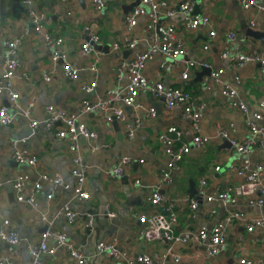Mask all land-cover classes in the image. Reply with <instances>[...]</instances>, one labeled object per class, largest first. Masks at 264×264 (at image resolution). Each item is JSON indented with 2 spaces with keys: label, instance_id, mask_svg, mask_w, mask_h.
Instances as JSON below:
<instances>
[{
  "label": "crops",
  "instance_id": "obj_1",
  "mask_svg": "<svg viewBox=\"0 0 264 264\" xmlns=\"http://www.w3.org/2000/svg\"><path fill=\"white\" fill-rule=\"evenodd\" d=\"M105 1V7L96 11L89 0H35L36 10L45 15L40 32L34 30L21 0L20 8L13 7L12 0H4V6L0 10V68L6 40L20 38L21 44L14 54L19 67L12 78V87L19 93V107L31 103L32 117L40 121L32 130L25 117L16 110L9 109L15 114L14 123L0 124V218H9L19 236L16 253L12 255L9 264H78L66 248L58 246L52 238H49L48 244L55 248L54 252L40 255L36 263L32 261L28 245L36 244L46 229L42 216L46 220L52 219L53 227L65 232L73 246L82 248L87 258L86 264H120L117 259L109 258L96 250L98 241L111 239H115L119 249L131 257L158 252L164 255L162 264H235L243 257L252 260L254 264H264V236L260 230L247 232L242 220L229 224L225 248L211 257L208 255L206 242L185 244L166 238L145 240L139 234L141 225L137 214L160 213L168 217L170 213H174V234L201 226L212 228L230 210L242 213L246 220L264 216V205L251 206L245 196H238L233 205H224L219 200L208 202L205 199L207 194L238 185L244 180V175L237 174L229 165H239L245 156L235 149L223 147V138L211 139L201 148L190 145V152L172 171L171 181H161L167 157L157 140L158 135L169 126H176L183 132V141L189 143L193 132L190 121L182 115V106L168 109L164 105V99L154 97L150 91L157 80L166 86L185 88L191 95L192 108L195 110L200 105L203 106V116L199 121L201 134L212 135L215 129L233 123V134L239 140L250 137L247 121L251 119V113L261 111L258 103L264 96V70L258 62L238 67L219 55L224 47L230 54L253 50L263 52L264 38H259L253 32L264 33V14L254 6L246 9L236 0H193L199 7L197 12L194 9V13L206 16L207 25L188 30L183 26L182 18L161 17L159 21L162 24H175L177 34L185 45L184 58L203 59L213 69H223V78L232 84L236 75L241 78L236 99L245 102L250 114L232 108L231 99L222 94L217 84L205 82L208 75H204L200 81L196 80V73L202 68L194 69L186 80H182L177 63L170 62L166 70L161 66L165 61L164 57L156 54L143 70L148 84L139 90L134 104H118L125 111L126 121L135 128L134 136L127 137L123 124L117 121V130L113 122L104 119L103 111L81 112L85 100L107 101L114 91L121 90L127 83V76H117V64L146 47L148 32L144 30V24L147 16H141L130 30L125 26V17L136 0ZM164 1L170 6H177L182 0ZM251 20L255 21V25L250 24ZM209 30L215 31L213 38L208 37ZM229 30L236 32L234 40L226 38ZM46 31L53 37L63 38L61 49L79 68L76 79L65 76L61 60L51 59L43 38ZM86 35L88 38L97 36L95 45L98 47L92 45L94 51L82 55L80 44ZM126 37L137 39L133 48L126 46ZM109 42V51L105 53L102 47ZM205 43L209 45L208 50L202 49ZM95 56L98 58L97 70L92 72L87 66ZM45 76H49V79L46 80ZM92 77L97 78L94 90L91 93L83 92L81 84L91 81ZM1 104H7L4 93L0 94ZM48 105L61 108L67 113L80 112L79 120L95 133L91 140H78L80 152L88 165L84 180V189L89 193L87 199H78L74 194L75 179L70 174L72 154L69 152V142L56 135L61 122L51 128H46L42 123ZM149 108L155 110L154 117L147 115ZM259 124L264 126V113ZM13 140L18 141L16 149L36 156L35 166L13 160ZM92 143L96 145L93 151L90 147ZM123 157H129L133 162L125 167L122 177L112 178L103 174L104 169H112ZM248 158L251 166L264 163V148L259 145V136ZM40 171L59 173L67 187L44 182L38 196L39 208L34 210L16 200L11 179L18 173H28L30 181L26 190H29L31 182L37 179ZM190 178L195 181L196 190L200 179L205 180L202 200L198 201L195 209L184 202V198L190 196L187 193ZM135 180H139V183H135ZM154 190H159L164 195L161 204L149 201L148 197ZM48 192L53 194L50 200L45 197ZM62 206H68L75 212L72 224L67 223L63 216L55 217ZM89 216L92 220L87 225ZM9 254V245L0 240V256ZM174 257H178L179 261L174 262Z\"/></svg>",
  "mask_w": 264,
  "mask_h": 264
},
{
  "label": "built area",
  "instance_id": "obj_2",
  "mask_svg": "<svg viewBox=\"0 0 264 264\" xmlns=\"http://www.w3.org/2000/svg\"><path fill=\"white\" fill-rule=\"evenodd\" d=\"M61 1L68 2L69 0ZM262 1L264 0H236L242 7L248 9L254 6L258 11L264 14V3ZM34 2L35 0H21V5L26 10L27 16L33 23L34 30L40 32L45 15L43 12L36 10ZM89 3L96 11L102 10L106 5L105 0H89ZM196 5L197 4H194L193 0H182L177 6H170L164 0H139L133 5L125 17V26L130 30L138 23L141 16H147V21L144 24V30L148 32L146 47L136 51L131 58L120 60L117 64V76L121 77L123 74H126V85L121 90L114 91L107 101L85 100L82 104L83 107L81 112L85 114L87 112L101 110L104 112L103 117L107 122H112L113 119L121 122L126 136L133 137L135 128L126 121L125 111L123 107L118 106V104L122 103L125 106L134 104L139 90L148 84L147 78L143 74L144 68L154 59L156 54H160L165 59L161 66L166 68V70L169 68L170 62L177 63V66L180 68L182 80H186L194 69L210 68V74L205 78V82L208 84H217L221 88L222 94L231 99L230 106L232 108L244 114H250L245 102L236 99L237 88L242 81L241 78L236 75L232 84L223 78V69H213L211 64L203 59L191 60L184 58L186 54L185 45L177 34L175 24H162V22L159 21L161 17L172 18L176 14H181L183 15L182 23L186 29L194 30L200 25L205 26L208 24V18L204 15L194 13ZM250 24L255 25V21L251 20ZM214 36L215 31L209 30L208 37L213 38ZM43 38L46 48L50 51L51 59L53 61H57L58 59L61 60V68L65 76L69 79H76L79 74V68L73 64L67 53L61 49L63 38L53 37L47 31L43 33ZM226 38L234 40L236 38V32L234 30H229L226 33ZM97 40L98 37L95 35L83 40L80 44V53L82 55H88L93 52L94 49L92 45L96 43ZM136 42L137 39L125 38V44L128 48H133ZM20 44L21 39L15 37L5 42V49L2 54L3 63L0 68V94L4 93L6 95L7 104L0 105V113H3V115H0V124L10 125L14 123L15 114L10 112L11 109H14L29 121V125L33 130L40 124V121L32 117V104L29 103L25 107H19V93L12 87V78L19 67L18 62L14 59V54ZM202 49L208 50L209 45L207 43L203 44ZM219 56L220 58L230 60V62L238 67H242L249 62H258L264 70V51H237L234 54H230L228 49L224 47ZM97 60L98 58L95 56L93 62L87 66L92 72L97 70ZM24 78H27V76H24ZM92 78L91 81H86L81 84L83 92L91 93L94 90L97 78ZM45 79L48 80L49 76H45ZM150 91L154 97L163 98L164 105L168 109H172L179 105L182 106V115L186 120L190 121L193 132L192 139L189 143L183 141V132L176 126H169L158 135L157 140L161 144L163 153L167 157L166 168L160 176L161 181L163 183L171 181L172 171L178 167L177 164L190 152V145H193L195 148H201L211 139L223 138L228 140L238 153L245 156L239 165H229V168L234 169L237 174L244 175V180L238 185L228 186L224 189L216 190L211 194H207L205 195V199L208 202L219 200L224 205H233L238 196H245L249 205L258 207L263 206L264 163H257L251 166L248 155L251 153L258 136L259 145L264 148V126L259 124L264 113V96L260 98L258 103L261 111L251 113V119L247 121L251 136L244 140H239L236 135L233 134L235 130L233 123H228L224 127L215 129L212 135L201 134L199 121L203 116V106L200 105L199 109L197 108L194 110L191 104V95L185 88L166 86L162 81L157 80L150 88ZM79 114L81 113H67L61 108L48 105L46 107V117L43 119L42 123L46 128H51L57 122H61L62 125L56 130V135L69 142V152L72 154L70 174L75 179V186L73 188L74 194L78 199H87L89 193L84 189V180L88 165L80 152L78 140L80 138H89L91 140L95 137V133L90 130L84 122L79 120ZM147 115L154 117L155 110L149 108ZM17 143V140L11 142L14 147L12 153L13 160L17 163L35 166L37 162L36 156L16 149ZM176 144L178 146H176ZM90 147L92 151L96 149V145L93 143ZM132 162L133 160L129 157H123L112 169H104L103 174L112 178H120L124 174L125 167ZM218 169L219 167L217 166L216 170ZM29 181L30 175L25 172L18 173L11 179L16 200L26 204L34 210H38L39 208L38 196L44 182L53 186L62 185L67 187V185L64 184L62 176L57 172L40 171L37 179L31 182L30 189L26 190ZM135 183L138 184L139 180H135ZM204 184L205 180L203 178L200 179V185L197 190V194L200 197L204 194ZM45 197L47 200H50L53 197L52 192H48ZM148 199L151 203L158 205L164 201V195L159 190H154L150 193ZM184 202H187L192 209L198 206V201L194 197H186L184 198ZM109 214L114 215V213ZM137 214L138 221L141 225L139 234L145 240L151 241L166 238L173 242H182L185 244L206 242L207 252L211 257L218 255L225 248L228 226L235 220H242L247 232L260 230L264 236V216H256L246 220L243 218L242 213L235 210H230L212 228L201 226L197 229L187 230L179 234H174L172 232L173 224L176 222V215L174 213H170L168 217L160 213L144 214L137 212ZM75 215V212L68 206H62L55 213L56 218L63 216L69 224L73 223ZM42 220H45L46 229H44L36 244L28 245L32 261L36 263L40 255L54 252L55 248L48 244L49 238H52L58 246L65 247L69 255L75 259L78 264H86L87 258L82 248L73 246L65 232L55 229L52 219L46 220V218L42 216ZM91 220V216H89L86 224L89 225ZM0 240L7 243L10 248L9 255L0 256V264H9L12 255L16 253L15 247L19 242V236L12 227L9 218H0ZM96 250L98 253H103L109 258L117 259L120 264H162L161 261L164 256L158 252H154L153 254H140L131 257L119 249L115 239L98 241ZM173 261L178 262V257H174ZM235 264L254 263L252 260L243 257L238 259Z\"/></svg>",
  "mask_w": 264,
  "mask_h": 264
},
{
  "label": "water",
  "instance_id": "obj_3",
  "mask_svg": "<svg viewBox=\"0 0 264 264\" xmlns=\"http://www.w3.org/2000/svg\"><path fill=\"white\" fill-rule=\"evenodd\" d=\"M13 1V7H19L20 8V0H12ZM139 0H136V2H134L130 8H132L133 5H135ZM4 6V0H0V10H2ZM198 5H196L195 7V11L197 12L198 11ZM173 19L174 18H183V15L181 14H176L175 16L172 17ZM253 34H255L256 36H259V38H264V33L263 34H260V33H256V32H253ZM85 39H88V36L86 35L85 36ZM93 45L95 47H98L97 45H95V43H93ZM111 45V42H109L108 44H106L105 46L102 47L103 49V52L107 53L109 51V47ZM210 68L206 67V68H202L201 71L197 72L196 73V80L200 81L202 79V77L204 75H209L210 74ZM113 124L116 126V129L118 130V123H117V120L113 119ZM223 147L225 148H229L231 150H234V148L231 146V144L229 143L228 140H224L221 144ZM187 193L190 195V197H194L195 199H197V201L201 202L202 198L197 194V190H196V187H195V181H193L192 178L189 179V189L187 191Z\"/></svg>",
  "mask_w": 264,
  "mask_h": 264
},
{
  "label": "snow or ice",
  "instance_id": "obj_4",
  "mask_svg": "<svg viewBox=\"0 0 264 264\" xmlns=\"http://www.w3.org/2000/svg\"><path fill=\"white\" fill-rule=\"evenodd\" d=\"M0 115H3V113H0Z\"/></svg>",
  "mask_w": 264,
  "mask_h": 264
}]
</instances>
